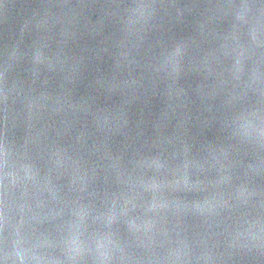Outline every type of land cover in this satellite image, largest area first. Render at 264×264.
<instances>
[{
    "label": "water",
    "instance_id": "obj_1",
    "mask_svg": "<svg viewBox=\"0 0 264 264\" xmlns=\"http://www.w3.org/2000/svg\"><path fill=\"white\" fill-rule=\"evenodd\" d=\"M0 214V264H264V0H0Z\"/></svg>",
    "mask_w": 264,
    "mask_h": 264
},
{
    "label": "snow or ice",
    "instance_id": "obj_2",
    "mask_svg": "<svg viewBox=\"0 0 264 264\" xmlns=\"http://www.w3.org/2000/svg\"><path fill=\"white\" fill-rule=\"evenodd\" d=\"M150 187H151L152 189H156V188H158V185H156V184H152V185H150ZM158 206H159V205H157L156 203H153V204L151 205V209H154V208H156V207H158ZM81 215L83 216L84 213L82 212ZM115 218H116V217H115L114 214H110V215H108V216L106 217V220H107V222H108L109 224H111V223H113V222L115 221ZM0 221H2V214H0ZM129 224H130V227H131V228H136V227H137L135 221H130Z\"/></svg>",
    "mask_w": 264,
    "mask_h": 264
}]
</instances>
